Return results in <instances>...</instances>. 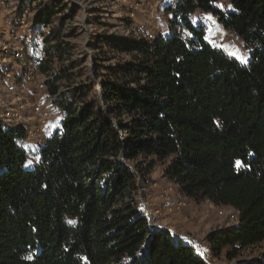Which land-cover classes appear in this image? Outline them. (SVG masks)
<instances>
[{
  "label": "trees",
  "instance_id": "1",
  "mask_svg": "<svg viewBox=\"0 0 264 264\" xmlns=\"http://www.w3.org/2000/svg\"><path fill=\"white\" fill-rule=\"evenodd\" d=\"M166 12L162 35L113 44L131 60L106 67L98 89L64 65L60 29L40 40L37 69L61 118L29 168L26 131L0 122V264H209L142 210L140 181L158 162L186 198L236 210V224L207 237L213 257L264 240V0H181ZM197 13L238 36L246 62L206 39ZM235 264H264V249Z\"/></svg>",
  "mask_w": 264,
  "mask_h": 264
},
{
  "label": "rangeland",
  "instance_id": "2",
  "mask_svg": "<svg viewBox=\"0 0 264 264\" xmlns=\"http://www.w3.org/2000/svg\"><path fill=\"white\" fill-rule=\"evenodd\" d=\"M181 0H36L33 19L41 11L51 12L50 30L35 27L36 35L60 29L61 39L69 47L64 65L71 66L77 83L93 80L95 88L106 78L108 66H117L131 57L113 44L154 39L165 32L169 21L166 8ZM211 17V19H209ZM196 19L207 22V40L222 48L232 57L247 59L241 39L225 30L210 13H197ZM36 40V39H35ZM112 42V43H111ZM26 62L10 63L12 71L5 74L0 68V121L26 129L20 146L28 152L25 167L38 161L36 152L51 134L61 118V112L52 104L44 86L45 75L37 66L44 59V44L39 40L31 45ZM235 53V55H232ZM60 62L55 64L58 66ZM65 90V88H62ZM39 107L38 110L35 108ZM146 180L140 181L141 193L137 199L146 212L151 227L166 229L174 237L181 236L195 245L209 264H235L260 255L264 240L245 249L237 258L226 261L212 256L207 237L215 229L237 223V212L229 206H218L211 201L196 202L183 196L177 185L168 181L164 164L158 162Z\"/></svg>",
  "mask_w": 264,
  "mask_h": 264
},
{
  "label": "built area",
  "instance_id": "3",
  "mask_svg": "<svg viewBox=\"0 0 264 264\" xmlns=\"http://www.w3.org/2000/svg\"><path fill=\"white\" fill-rule=\"evenodd\" d=\"M35 1L0 0V68H4L6 75L12 71L13 67L8 66L11 62L29 61L32 43L39 42L48 33L44 32L35 38V27H41L45 31L48 27L51 29L49 23L33 19ZM35 109L38 110L39 107Z\"/></svg>",
  "mask_w": 264,
  "mask_h": 264
},
{
  "label": "snow or ice",
  "instance_id": "4",
  "mask_svg": "<svg viewBox=\"0 0 264 264\" xmlns=\"http://www.w3.org/2000/svg\"><path fill=\"white\" fill-rule=\"evenodd\" d=\"M218 6H219V7H223L222 5H218ZM209 19H211V17H209ZM206 39H207V37H206ZM232 55H235V53H232ZM237 58L240 59L242 63L246 62L245 59L242 58V57H239V56H238ZM237 163L239 164V162H237ZM70 223H71V221H70Z\"/></svg>",
  "mask_w": 264,
  "mask_h": 264
},
{
  "label": "crops",
  "instance_id": "5",
  "mask_svg": "<svg viewBox=\"0 0 264 264\" xmlns=\"http://www.w3.org/2000/svg\"><path fill=\"white\" fill-rule=\"evenodd\" d=\"M236 224V223H235Z\"/></svg>",
  "mask_w": 264,
  "mask_h": 264
}]
</instances>
